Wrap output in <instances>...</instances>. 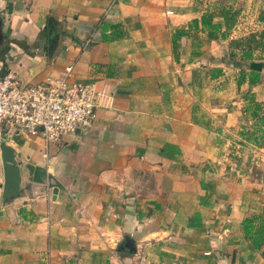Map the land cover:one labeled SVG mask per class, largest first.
<instances>
[{"label":"crops","instance_id":"crops-1","mask_svg":"<svg viewBox=\"0 0 264 264\" xmlns=\"http://www.w3.org/2000/svg\"><path fill=\"white\" fill-rule=\"evenodd\" d=\"M223 6L238 11L235 24L225 39L209 38L200 18ZM261 8L0 0V71L36 82L71 63L100 96L93 125L51 146L47 160L39 137L0 136L21 174L20 194L3 201L0 152V264H264V243L254 248L241 228L264 216V199L233 165L255 153L264 161V144L239 133L255 123L245 96L264 101V69L259 82L237 84L243 60L229 56L231 39L264 27ZM211 24L225 29L222 17ZM125 238L134 253L119 248Z\"/></svg>","mask_w":264,"mask_h":264},{"label":"built area","instance_id":"built-area-1","mask_svg":"<svg viewBox=\"0 0 264 264\" xmlns=\"http://www.w3.org/2000/svg\"><path fill=\"white\" fill-rule=\"evenodd\" d=\"M99 99L95 81L76 78L71 63L36 82L8 70L0 74V136L39 137L47 160L51 146L93 125Z\"/></svg>","mask_w":264,"mask_h":264},{"label":"trees","instance_id":"trees-1","mask_svg":"<svg viewBox=\"0 0 264 264\" xmlns=\"http://www.w3.org/2000/svg\"><path fill=\"white\" fill-rule=\"evenodd\" d=\"M237 15L238 11L223 6L217 12L213 11L202 15L200 23L202 26H209L210 29H213L211 31L209 30V38L220 37L221 39H225L235 24ZM215 16L223 18L225 25L224 30H221V24H211ZM257 20L264 25V8L260 9ZM196 21L197 20H195V22ZM217 30L220 31L219 35L217 34ZM256 51L264 53V27L261 30L250 32L246 36L233 38L229 41V56L234 57L240 53V59L249 60L247 67L249 71L245 72L244 69L241 68L237 84L245 80V78H247L250 85L259 82L263 63L257 61L260 57L255 60L254 54ZM218 71L220 72L221 70ZM5 72L4 69H1L0 74L2 75ZM245 99L247 100L245 111L249 112L255 123L253 124L252 130L243 129L239 133L246 142L255 146H262L264 144V101L256 100L253 95H247ZM166 147L169 146L167 145ZM241 228L244 237L251 242V245L254 248H260L264 243V216L262 214H253L245 217L241 222Z\"/></svg>","mask_w":264,"mask_h":264},{"label":"water","instance_id":"water-1","mask_svg":"<svg viewBox=\"0 0 264 264\" xmlns=\"http://www.w3.org/2000/svg\"><path fill=\"white\" fill-rule=\"evenodd\" d=\"M3 42L2 19L0 18V45ZM1 162L3 167V201L17 197L20 192L21 174L19 164L16 160V150L6 141L0 144ZM120 249L128 248L130 252L135 251L134 241L130 238H125L123 243L119 245Z\"/></svg>","mask_w":264,"mask_h":264},{"label":"rangeland","instance_id":"rangeland-1","mask_svg":"<svg viewBox=\"0 0 264 264\" xmlns=\"http://www.w3.org/2000/svg\"><path fill=\"white\" fill-rule=\"evenodd\" d=\"M260 1L264 3V0H260ZM239 57H240V55L234 56L232 60H235V58H239ZM258 57H260V59L255 58V60L258 59L257 61L262 62L263 63V67L262 68L264 69V56H262V57L258 56ZM241 60H243V59H239L238 61L240 62ZM248 64H249V60H243V62H241L240 66L237 67V68H243V67L247 68ZM236 149L238 150L239 147H236ZM255 154L256 155L253 158L250 159V162L248 163V165H247L246 162L244 164H237L235 162L233 163L230 159L229 160H230L231 163H233V165H240L241 166V167H239L240 169H243V171H245V170L247 171V173H248V175H249V177L251 179L250 181H251V183H253L251 185V189L248 190L249 192H253V194H251V196H253L255 198L257 195H259L257 190H255L259 186L260 187V190H259L260 194L262 196V199H264V179H263V175H264V161L261 158V155L257 156V153H255ZM234 159L235 158H233V160ZM258 159H259V161H258ZM240 173H242V170L240 171ZM260 179L263 181V183L260 182ZM259 184H261V186L263 185V187H261ZM255 201H257V200H255ZM261 202H263V201H261ZM123 252H124V254L128 255L130 253H134L135 251L130 252L129 250H125Z\"/></svg>","mask_w":264,"mask_h":264}]
</instances>
